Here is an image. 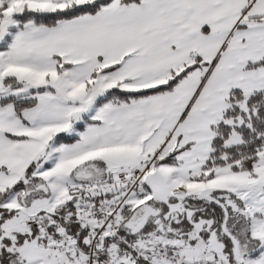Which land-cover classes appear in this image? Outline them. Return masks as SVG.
I'll return each instance as SVG.
<instances>
[{"label":"snow or ice","instance_id":"6c2138e0","mask_svg":"<svg viewBox=\"0 0 264 264\" xmlns=\"http://www.w3.org/2000/svg\"><path fill=\"white\" fill-rule=\"evenodd\" d=\"M0 264H264V0H0Z\"/></svg>","mask_w":264,"mask_h":264}]
</instances>
